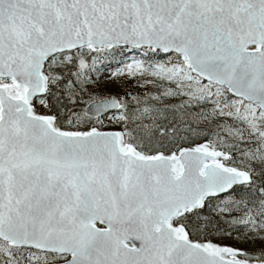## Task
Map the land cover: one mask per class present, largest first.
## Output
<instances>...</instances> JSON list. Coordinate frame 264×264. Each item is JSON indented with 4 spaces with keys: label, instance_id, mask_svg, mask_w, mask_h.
<instances>
[{
    "label": "snow or ice",
    "instance_id": "6c2138e0",
    "mask_svg": "<svg viewBox=\"0 0 264 264\" xmlns=\"http://www.w3.org/2000/svg\"><path fill=\"white\" fill-rule=\"evenodd\" d=\"M0 264H264V0H0Z\"/></svg>",
    "mask_w": 264,
    "mask_h": 264
}]
</instances>
